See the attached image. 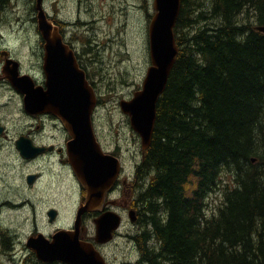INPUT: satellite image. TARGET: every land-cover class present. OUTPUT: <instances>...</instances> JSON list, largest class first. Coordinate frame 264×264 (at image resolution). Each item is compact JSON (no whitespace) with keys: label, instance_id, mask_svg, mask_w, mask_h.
<instances>
[{"label":"trees","instance_id":"1","mask_svg":"<svg viewBox=\"0 0 264 264\" xmlns=\"http://www.w3.org/2000/svg\"><path fill=\"white\" fill-rule=\"evenodd\" d=\"M260 25L264 0H182L179 55L137 169L140 195H131L146 228L135 264H264Z\"/></svg>","mask_w":264,"mask_h":264},{"label":"rangeland","instance_id":"2","mask_svg":"<svg viewBox=\"0 0 264 264\" xmlns=\"http://www.w3.org/2000/svg\"><path fill=\"white\" fill-rule=\"evenodd\" d=\"M36 0H9L7 7L0 10V46L10 43L29 70L36 57L30 54L22 37H30L38 31L33 24L36 17ZM154 0H45L44 8L51 17L67 23L65 31L77 39L76 46L85 54L92 77L96 82L101 104L95 112L96 127L107 138L108 146L116 141L122 147L126 165L132 167L141 162L142 148L139 136L132 130L129 118L121 111L120 102L130 100L141 90L148 68L151 65L149 46V24L156 11ZM244 14L242 22H246ZM252 19V18H251ZM18 20L20 22L18 23ZM83 24L68 25L70 21ZM256 24L255 21H251ZM80 41L88 42V48ZM15 44V45H14ZM16 54V55H17ZM1 89V88H0ZM0 115H24L22 103L16 97L0 90ZM5 164H0V168ZM16 202L29 198L33 203L41 197L37 189L22 188L20 176L13 164L7 162ZM226 179V178H225ZM14 180V182H13ZM21 186L19 190L14 185ZM8 190H10L8 188ZM8 190L6 195H8ZM14 192V195H13ZM59 197L63 198V195ZM62 200V199H61ZM75 195L67 198L65 211L57 224H72L77 206ZM219 203L217 192L208 196V212L211 214ZM48 204H40L36 213L30 207L18 211L7 210L0 217V229L5 230L14 240L13 250L0 258L2 264H36V259L26 244L37 230L47 235L55 232L46 216ZM145 222L133 223L126 215L121 229L112 243L102 249L110 264H135L141 261V251L136 237L145 231ZM153 243H149L152 246ZM40 263V262H39Z\"/></svg>","mask_w":264,"mask_h":264},{"label":"water","instance_id":"3","mask_svg":"<svg viewBox=\"0 0 264 264\" xmlns=\"http://www.w3.org/2000/svg\"><path fill=\"white\" fill-rule=\"evenodd\" d=\"M45 0H36L38 29L45 45L44 71L47 89H36L30 78L20 77L15 69L9 71L12 85L25 97L26 111L30 114L56 115L70 132L71 164L82 185L88 191L87 203L77 216L76 229H61L52 239L40 233L30 236L27 248L44 264H108L100 251L90 243L80 240L82 215L96 211L103 205L107 193L120 173L119 161L102 152L93 125V115L98 104L96 92L80 69L74 53L63 44L59 28L55 26L44 8ZM155 15L149 24L151 66L142 89L130 100H122L120 108L129 116L132 129L140 136L144 151L151 146L157 121L158 103L166 91L170 75L179 55L175 28L181 14L182 0H154ZM254 31L264 34V25ZM24 152L21 140L18 142ZM53 221L56 212L50 214ZM129 218L136 222L135 212ZM96 242L108 244L122 226V218L108 212L95 220Z\"/></svg>","mask_w":264,"mask_h":264},{"label":"flooded vegetation","instance_id":"4","mask_svg":"<svg viewBox=\"0 0 264 264\" xmlns=\"http://www.w3.org/2000/svg\"><path fill=\"white\" fill-rule=\"evenodd\" d=\"M33 20V24L38 31L34 32L30 37H22L25 45L30 50V54L36 57V62L31 63L29 70L25 71V66L19 54H17V50L14 49L15 47H12V44L7 43L0 46V90L9 94L11 97L14 96L19 99L22 103L24 113V115H17L16 119L12 115H0V164H5L0 168V217L7 210L18 211L25 207H30L33 213H36L40 204L50 203L46 210V216L49 219V224L55 226L54 233L60 229L73 231L76 229L79 211L82 206L86 205L88 198V191L82 185L71 164L69 143L73 140V137L56 115L28 113L25 107L26 96L19 92L8 78L9 71L16 69L20 77L26 76L30 78L36 89H47V77L44 71L46 42L38 29L37 18L33 17ZM53 21L59 28V34L62 37L63 44L74 53L80 69L85 72L89 85L95 89L98 101L101 103L88 60H86L85 54L81 52L84 49H79L76 46L77 43L74 42L77 38L65 31L66 22L61 21L56 16L53 17ZM19 22L20 20H18ZM76 23L83 24L82 21L78 20L77 22L70 21L68 25L71 27ZM1 39L2 37H0ZM80 42L88 48V42ZM95 116H93V124L96 139L105 155L113 156L119 161L120 173L115 184L107 193L103 205L96 211L85 212L82 215L80 240L93 244L106 258L102 249L109 244H99L96 242L95 220L108 212H115L121 216L124 223L126 215L129 217L130 212L134 211L137 218L135 223L142 221L141 211L134 204L133 200V198L139 197L140 195L141 187L140 181L137 178V169L141 162L136 163L133 167L132 165H126L122 156V147L119 139L116 141L114 147L108 146L107 138L96 127ZM20 140L24 152L19 147L18 142ZM141 155L143 158V151ZM7 162L13 164L16 174L20 176L22 188H38L42 192L40 199L38 198L36 203H33L28 197L20 202H16L15 199L17 197L14 195V192V196H10L13 190L10 177L13 176V173L9 172V166L6 165ZM14 187L17 190L21 188V186L16 184ZM7 190L8 195L5 196ZM132 194L133 198L131 197ZM60 195H63V198L59 197ZM73 195L76 196L78 201L72 224L69 226L58 225L57 220L65 211L64 207L66 206L67 198ZM52 212H56V218L53 221L50 218ZM40 233L49 239H52L54 234L47 235L37 230L31 236H37ZM8 243L14 246L12 237L5 230L0 229V247ZM3 255L7 254L0 253V258Z\"/></svg>","mask_w":264,"mask_h":264},{"label":"bare ground","instance_id":"5","mask_svg":"<svg viewBox=\"0 0 264 264\" xmlns=\"http://www.w3.org/2000/svg\"><path fill=\"white\" fill-rule=\"evenodd\" d=\"M154 6V5H153ZM156 11V10H155ZM36 18H37V15H36ZM256 27V26H255ZM254 28V27H253Z\"/></svg>","mask_w":264,"mask_h":264}]
</instances>
